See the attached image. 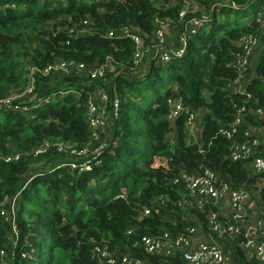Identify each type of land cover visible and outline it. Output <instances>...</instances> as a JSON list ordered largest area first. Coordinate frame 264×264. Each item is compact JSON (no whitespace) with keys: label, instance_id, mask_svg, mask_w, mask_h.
<instances>
[{"label":"trees","instance_id":"trees-1","mask_svg":"<svg viewBox=\"0 0 264 264\" xmlns=\"http://www.w3.org/2000/svg\"><path fill=\"white\" fill-rule=\"evenodd\" d=\"M261 14L264 0H0V99L25 91L29 73L34 95L0 108V264H121L124 255L186 264L178 249L147 252L141 238H174L192 227L221 246L228 264H262L241 234H219L209 222L213 213L231 221L228 195L219 203L193 197L182 178L209 170L217 186L245 189L264 207V172L251 166L264 158ZM125 30L130 35H118ZM184 32L183 53L160 63L162 53L183 46ZM243 34L256 43L239 75ZM60 62L74 67L47 69ZM98 92L107 96L108 124L92 140L86 103ZM189 113L199 117L197 132L186 125ZM242 143L251 155L232 160ZM63 145L87 153L58 152ZM70 160L78 166L62 165Z\"/></svg>","mask_w":264,"mask_h":264},{"label":"built area","instance_id":"built-area-1","mask_svg":"<svg viewBox=\"0 0 264 264\" xmlns=\"http://www.w3.org/2000/svg\"><path fill=\"white\" fill-rule=\"evenodd\" d=\"M183 13H181L182 15ZM202 19H193L189 22L187 31L195 32L196 27L202 24L204 21ZM109 35L112 36L113 33L109 32ZM118 35H130L127 30L122 31ZM157 37L161 38V32L157 33ZM132 38L135 41L137 46L136 54L139 53L141 48V41L139 37L135 34H132ZM182 47L171 53H162L159 56L158 60L160 63H164L169 60L170 57L180 56L183 53L184 45L186 44V33L184 32L181 36ZM242 46L243 52L236 54V59L233 62L235 65L239 66V75L245 69L248 61V54L251 47L256 43L255 37L252 34H243L238 41V44ZM81 66V65H80ZM73 63L60 62L55 67H49L47 69L59 68L64 71H68L73 68ZM31 72L32 69L30 68ZM30 81L25 91H22L21 94H14L4 99H0V108L1 107H10L13 105V99L19 98L21 96L26 97V95H31L33 89V77L32 73H29ZM92 76H102V71L92 72ZM264 80V79H263ZM238 91H243V89H238ZM78 94V92H77ZM167 101L170 103L172 100L168 98ZM107 103V96L105 93L98 92L96 94L90 93L87 103H86V118L91 129V138L92 140H97L99 137V132L105 131V126L108 124L107 117L108 114L105 110ZM38 103H34L32 106H37ZM31 106V107H32ZM114 114L116 115L117 109V100H115ZM18 108V106H16ZM31 107L26 104L22 105L23 110H28ZM180 104L175 108V111L171 114V117H174L179 111ZM244 110V107L238 109V114ZM239 123V116L237 115L233 123L231 131L226 132L227 137H230L236 130L235 125ZM186 125L188 126L189 131L193 132L195 130L194 125V115L189 113L186 119ZM256 143L253 140L252 144ZM66 148V145H63V148H58L59 151H62ZM69 154L83 155L87 153L86 149L76 151L69 147ZM94 153H99V148L94 150ZM252 153L250 145L247 143L236 144L233 147V150L230 154L232 160H240L248 158ZM62 165H70V167L75 168L78 166L77 162L70 160L69 162H63ZM251 166L255 173L264 172V158L260 156H255L252 159ZM88 164H84L81 169H89ZM182 178L186 183V187L191 196H206L214 200L215 203H219L224 195H228V200L232 208L231 221L221 223L218 219L216 213L210 215L209 222L212 225L213 230L217 231L219 234H225L232 236L234 234L242 235V244L246 247L254 257L262 264H264V207L261 204H258L255 198L245 189L232 190L229 191L225 183L217 186L215 184V176L209 170H204L195 174L187 175L183 174ZM12 207L16 205V201L13 199L11 201ZM253 212V215L250 216L249 212ZM149 214L148 209H143L141 211V216H147ZM130 232V230L128 231ZM141 243L149 253L160 252L164 250L166 253H169L171 249H178L186 261V264H228V256L223 251L221 246L215 241L207 237H199L196 235V229L194 227L189 228L186 234H179L174 238L170 237L168 233H165L162 236H142ZM94 252L100 257L105 258L106 262L113 263V257L111 252L108 251L105 247H95ZM121 264H146L143 260L129 257L124 255L121 259Z\"/></svg>","mask_w":264,"mask_h":264},{"label":"rangeland","instance_id":"rangeland-1","mask_svg":"<svg viewBox=\"0 0 264 264\" xmlns=\"http://www.w3.org/2000/svg\"><path fill=\"white\" fill-rule=\"evenodd\" d=\"M196 4L197 5H199L197 2H196ZM196 4L195 3H193V9H197V7H196ZM261 17L262 18H264V14H261ZM168 36H171V32H170V29L168 28V33L167 32H165ZM148 64H149V56H147V57H145V63H144V70H146L147 71V67H148ZM145 71V72H146ZM145 72H142L141 70L139 71V72H137V74H134V75H139V73H140V75H142V74H144ZM74 93L77 95V93L74 91ZM16 94H21L22 95V92L21 91H19V92H16ZM24 96H21V97H19V98H23ZM112 116H114V115H112ZM197 120H198V122H199V117L198 116H196V121L194 120V125H195V131L197 132V131H199L198 129H197V124H196V122H197ZM111 124V123H110ZM109 124V126L110 127H112V124L110 125ZM69 145H66V148L64 149V150H62V152H68L69 151ZM58 152H61V151H59L58 150Z\"/></svg>","mask_w":264,"mask_h":264}]
</instances>
